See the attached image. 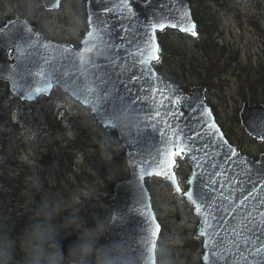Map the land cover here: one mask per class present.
Returning a JSON list of instances; mask_svg holds the SVG:
<instances>
[{"label": "water", "instance_id": "95a60500", "mask_svg": "<svg viewBox=\"0 0 264 264\" xmlns=\"http://www.w3.org/2000/svg\"><path fill=\"white\" fill-rule=\"evenodd\" d=\"M42 3L55 10L61 0ZM86 14L78 48L43 36L24 16L8 20L0 28V80L25 101L56 87L89 107L102 127L115 130L128 177L115 182L104 243L122 241L129 264H156L161 226L145 180L157 176L192 207L203 264H264V154L253 158L242 151L241 141L227 139L202 85L185 91L152 64L157 31L196 27L189 0H86ZM121 114L130 119L128 127L113 126ZM238 116L246 134L264 141L251 126L252 121L264 126V103L244 101ZM211 123L222 139L203 135ZM193 132L203 139L193 142ZM177 144L188 148L172 155ZM176 156L190 168L185 190L175 172ZM62 237L66 251L77 234Z\"/></svg>", "mask_w": 264, "mask_h": 264}, {"label": "rangeland", "instance_id": "374dc122", "mask_svg": "<svg viewBox=\"0 0 264 264\" xmlns=\"http://www.w3.org/2000/svg\"><path fill=\"white\" fill-rule=\"evenodd\" d=\"M221 1L225 4L217 10L214 25L218 28L219 42L226 46L229 53H233L221 56L218 52V55L214 57L206 53L207 60L213 62L214 70L218 72V75L213 77L208 87L203 86L204 96L208 104L214 106L218 123L231 133L238 132L239 139L235 142L241 141L244 150L254 152L258 150V144L253 143L254 139L250 141L243 137V134L239 132L241 125L239 121H236V117L242 103L250 102L252 90L250 81L253 78V69L264 57V0ZM41 6H43L42 0H0V10L5 11L12 19H17L21 15L34 18ZM71 11L70 0H64L61 12L66 13L65 21L60 26L50 27L49 37L60 36L62 33H65L66 37L75 35V28L78 26L77 16ZM62 27L64 29H61ZM53 94L55 95L51 93ZM244 97H246L245 100ZM90 132L81 131L76 134V136L79 135L77 138L83 142L84 154L76 152L73 154L74 157L70 158L73 152L64 149V146L57 143L54 137H43L35 130L18 133L12 129L7 137L0 139V173L8 167L12 170L22 169L28 179L32 176L34 187L40 193L38 196L41 202L49 200L59 205L56 223L62 224L65 218L75 212L78 221H82V228H94L98 223L103 222L105 227L102 237L105 238L112 193L109 195L104 189L102 178H99L100 187H90L80 175L81 171L77 164L87 158L92 165H99L101 172L113 181L127 178L128 169L122 157L123 148L118 138L114 137L108 129L102 132L100 138ZM50 150L53 152V159L47 179L45 172L47 164L43 161L48 162V158L45 159L43 155ZM90 171L100 177L99 172L93 169ZM176 173L185 190L188 166L183 162L178 163ZM27 184L19 183L17 189H30L31 187ZM147 186L151 189V197L155 201L163 223L162 237L168 248L165 251L166 255L161 258V264H184V253L180 245L186 238H193L196 229L197 219L192 208L183 196L176 194L170 186H165L152 178L147 180ZM32 199L35 201V198ZM3 230L5 231L6 228ZM13 236L8 237L17 238L18 241V235ZM185 243L188 244L187 247L191 253L197 252V245L190 241ZM179 249L182 251L180 254ZM16 250L15 257L18 263H21L23 252L19 241ZM89 264H92L91 260Z\"/></svg>", "mask_w": 264, "mask_h": 264}, {"label": "trees", "instance_id": "16d2710c", "mask_svg": "<svg viewBox=\"0 0 264 264\" xmlns=\"http://www.w3.org/2000/svg\"><path fill=\"white\" fill-rule=\"evenodd\" d=\"M63 1L64 0H61L60 7L57 10H46L43 6H41L38 8V12L34 15V18H29L36 30H38L43 36L49 37L48 31L50 30V27L60 26L65 21L64 16H66V13L61 12L63 10ZM189 2L191 4L192 16L196 22L195 31L197 35L193 36L172 28H165L156 32L158 59L153 62V66L160 73H162L170 82L177 84L185 91H188L191 86L196 85L208 87L212 83L213 77L218 75V72L214 70L215 65L213 62H209L207 60L208 58H206V53L212 54L213 57L216 54L218 55V52L221 53V56H224L227 53L228 55L233 53H229L230 51L226 48V46L219 42V37H217L218 28L217 25H214L215 18L217 17V10L220 7H223L225 3H222L221 0H189ZM85 3L86 0H70V9L72 10L71 13L73 14L74 12L77 16L78 26L75 28V35L66 37L65 33H62L60 36L51 38L60 42H68L75 48L80 46V41L87 30ZM8 19V14L5 11L0 10V27ZM61 29H64V27ZM216 58L217 60L219 59L218 56ZM262 59L258 63V66L253 69V78H251L250 81V83H252L250 102L264 103V57ZM261 65L263 66L261 67ZM52 93H55V95H42L33 101H25L13 94L5 81L0 80V139L7 137L8 133H10L12 129L18 133L35 130L43 137H54L57 143H61L64 146V149L73 152L70 156V158H72L74 157L73 154L76 152L84 154L83 142L77 138L79 135L76 136V134H79L81 131L89 133L92 128V132L90 133H93L100 138L102 132L108 129L114 137L117 138L116 132L113 128H103L97 122L89 107L83 106L71 99L62 90L54 88ZM245 98L246 97L243 99L245 100ZM210 106L217 119L214 106L212 104ZM236 121H239L238 117H236ZM219 125L229 141L235 142V140L239 139L238 132L231 133L220 123ZM239 129V132L243 134V137H245L246 140L253 141V138L248 136L242 127L239 126ZM72 132L75 137H73ZM254 141L253 143L258 144L259 146L258 150L254 152L244 151L250 156L257 158L259 155L264 153V142L263 140ZM97 148H99V145H97ZM43 156L45 159L48 158V162H46V160L43 161L47 164L45 172L48 179L51 168L50 165L53 159V152L50 150ZM122 157L124 159L123 153ZM176 161L177 164L183 162L184 165H187L182 157H176ZM77 165L81 171L80 175L88 182L90 187H100L99 178H102L105 185L104 189L109 193V195L113 192L115 181L109 179L104 173H102L99 165H92L87 158H85L82 163ZM90 169H93L95 172H99L100 177L96 176L95 173L90 171ZM29 177L30 178L28 179L27 174L24 173L22 169L12 170L11 167L4 169L0 173V218L2 219L0 220V235L8 237V235L13 236V232L15 234L23 233L30 220L36 217L41 201L37 194L38 190L34 187V180H32V176ZM152 179L164 184L165 186H170V184L163 178L153 177ZM17 182L18 184L28 183L27 185L31 187L28 202L32 204V213L28 212V215H25V219V216L19 212V215L21 217L23 216V221L20 224L15 221H10L8 218L9 214H7V208L9 206L10 208L13 207L18 209V205L11 201V192H13L15 187H18ZM19 188L21 187L19 186ZM149 191L152 196L151 189H149ZM6 193L7 195L4 196ZM31 197L35 198V201ZM20 202L23 203L24 199L20 200ZM151 202L156 217L163 227L157 206L152 197ZM13 204L17 206H14ZM19 211L24 212L25 210L21 209ZM25 222L27 224H25ZM4 228H6L5 231L3 230ZM15 231H17V233ZM162 236L161 231L160 236L156 240V264H161V258L166 255L165 251L168 249L165 239ZM186 241H190L194 245H197V252L191 253L187 247L188 244L185 243ZM100 243H104L103 237H101ZM180 248H182L184 253H182L184 264H203L200 259V254L202 253L200 239L194 238V236L193 238H186L180 245ZM182 251L179 249V254ZM15 256L16 255H14L15 264H19Z\"/></svg>", "mask_w": 264, "mask_h": 264}, {"label": "clouds", "instance_id": "9594fccd", "mask_svg": "<svg viewBox=\"0 0 264 264\" xmlns=\"http://www.w3.org/2000/svg\"><path fill=\"white\" fill-rule=\"evenodd\" d=\"M114 127H128L130 119L121 114L113 122ZM59 205L44 200L39 205L36 217L31 219L24 232L18 237L23 252L22 264H129L124 256L122 241L100 243L104 233V223L94 228H82L75 212L56 223ZM82 229V230H81ZM79 233L66 251L62 244V234ZM17 239L0 235V264H15Z\"/></svg>", "mask_w": 264, "mask_h": 264}, {"label": "bare ground", "instance_id": "6f19581e", "mask_svg": "<svg viewBox=\"0 0 264 264\" xmlns=\"http://www.w3.org/2000/svg\"><path fill=\"white\" fill-rule=\"evenodd\" d=\"M217 41V40H216ZM220 45V44H219ZM263 60V59H262ZM261 64H262V62H261ZM263 65H261V67H262ZM259 69H261V68H259ZM260 71V70H259ZM259 71H258V73H259ZM259 76V75H258ZM260 79V78H259ZM262 85V84H261ZM261 92V91H260ZM40 128V127H39ZM27 129V128H26ZM30 131V130H29ZM33 132V131H32ZM64 140H66V139H64ZM2 177V176H1ZM12 178V177H11ZM15 185H16V183H15ZM15 187V186H14ZM2 189V188H1ZM12 193V198H11V201L12 202H15L17 205H18V209H16V208H13V207H11L10 208V206L7 208L8 209V211H7V214H9V220L10 221H15L16 223H21L23 220V216H25V215H28L27 213L28 212H31L32 213V204L30 203V202H28V199H29V197H30V189H21V190H18L16 187H15V189H13V192H11ZM10 193V194H11ZM9 194V193H8ZM16 194V195H15ZM37 194H40L39 193V191L37 192ZM5 195H7V193L6 194H4V196ZM10 196V195H9ZM36 197V196H35ZM39 197V196H38ZM38 197H37V200H38ZM8 199V198H7ZM13 199V200H12ZM24 199V202L23 203H21L20 202V200H23ZM32 200V199H31ZM8 202V201H7ZM33 202V201H32ZM10 204V203H9ZM14 205V204H13ZM12 205V206H13ZM17 205H14V206H17ZM21 209H24L25 211L24 212H22V211H19V210H21ZM19 212H21L22 213V217L19 215ZM26 212V213H25ZM25 213V214H24ZM30 214V213H29ZM31 215V214H30ZM25 219H26V216L24 217ZM0 220H2L1 218H0ZM25 221V220H24ZM10 223V222H9ZM11 224V223H10ZM24 224V223H23ZM25 224H27L26 222H25ZM12 226V225H11ZM19 226V225H18ZM17 226V227H18ZM21 226V225H20ZM8 227H9V225H8ZM23 227V226H22ZM21 227V228H22ZM21 228H20V230H21ZM24 229V228H23ZM22 231V230H21ZM9 232V231H8ZM16 233H17V231H15ZM8 234V233H7ZM22 234V233H21ZM21 234H15L14 232H13V235L15 236V235H18V237L21 235ZM9 236V235H8ZM13 236V237H14ZM10 238V237H9ZM17 239V238H16ZM18 242V241H17ZM17 246V245H16ZM21 249V248H20ZM18 250V249H17ZM16 250V251H17ZM18 251H20V250H18ZM21 260H23V259H21ZM19 264H22V262L21 263H19Z\"/></svg>", "mask_w": 264, "mask_h": 264}, {"label": "snow or ice", "instance_id": "6c2138e0", "mask_svg": "<svg viewBox=\"0 0 264 264\" xmlns=\"http://www.w3.org/2000/svg\"><path fill=\"white\" fill-rule=\"evenodd\" d=\"M185 15H186V14H185ZM172 26H173V27H176L175 24H173ZM152 27L155 28V27H157V25H153ZM158 27H160V28L162 29V28L164 27V24H159ZM181 31H183V32H190L191 35H193V36H196V35H197V33H196V31H195V25L190 24V23H189L188 25L182 27V28H181ZM154 58H157V59H158V57H154ZM204 114H205L206 116H210V113L208 112L207 109H204ZM251 126L253 127V129H254L259 135L264 136V126L257 128V127H256V123H255V121H252V122H251ZM209 133H211V136H212V137H217V139H222V138H220V137L218 136V134H219V129L216 127L215 123H211V124H209V125H208V132H205L203 135H208ZM203 135H200L199 133L193 132V134H192V141L194 142L198 137H199L200 139H203ZM218 146L223 147L224 145H223V144H219ZM186 148H188V145H186V144H177V145H176V151H175V152H172V155H175V154H177V153H183L184 150H185ZM189 150L191 151V149H189ZM228 151H232V150H231V149H228ZM233 154H235V153H233ZM224 155L227 156V155H228V152L226 151V152L224 153ZM188 196H189V198H191V197H192V193L189 192V193H188ZM194 203H195V201H194ZM257 243H258V241H257Z\"/></svg>", "mask_w": 264, "mask_h": 264}]
</instances>
